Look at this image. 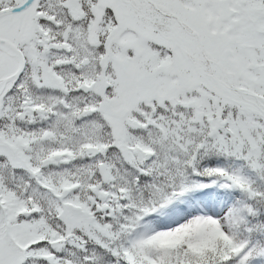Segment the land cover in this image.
Wrapping results in <instances>:
<instances>
[{
    "label": "snow or ice",
    "instance_id": "snow-or-ice-1",
    "mask_svg": "<svg viewBox=\"0 0 264 264\" xmlns=\"http://www.w3.org/2000/svg\"><path fill=\"white\" fill-rule=\"evenodd\" d=\"M0 264H264V0H0Z\"/></svg>",
    "mask_w": 264,
    "mask_h": 264
},
{
    "label": "rangeland",
    "instance_id": "rangeland-1",
    "mask_svg": "<svg viewBox=\"0 0 264 264\" xmlns=\"http://www.w3.org/2000/svg\"><path fill=\"white\" fill-rule=\"evenodd\" d=\"M160 242H168V239L167 238H164Z\"/></svg>",
    "mask_w": 264,
    "mask_h": 264
}]
</instances>
